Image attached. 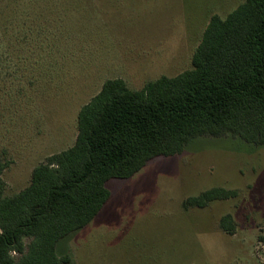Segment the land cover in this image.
<instances>
[{"label": "rangeland", "instance_id": "obj_1", "mask_svg": "<svg viewBox=\"0 0 264 264\" xmlns=\"http://www.w3.org/2000/svg\"><path fill=\"white\" fill-rule=\"evenodd\" d=\"M243 1L0 0L6 195L75 143L78 113L107 79L140 89L190 69L211 17ZM106 187L110 198L94 220L57 243L62 264H264V145L200 136ZM214 187L238 195L184 208V199ZM226 214L232 233L219 225Z\"/></svg>", "mask_w": 264, "mask_h": 264}, {"label": "trees", "instance_id": "obj_2", "mask_svg": "<svg viewBox=\"0 0 264 264\" xmlns=\"http://www.w3.org/2000/svg\"><path fill=\"white\" fill-rule=\"evenodd\" d=\"M77 126L75 143L38 164L14 195L5 193L0 164V264L67 262L57 243L94 220L110 198L108 180L180 154L197 137L231 134L264 145V0H244L225 18L213 15L190 69L140 89L107 79L81 107ZM237 195L214 187L183 206L201 209ZM219 225L235 228L230 214Z\"/></svg>", "mask_w": 264, "mask_h": 264}]
</instances>
